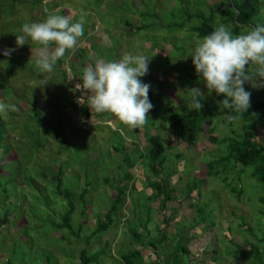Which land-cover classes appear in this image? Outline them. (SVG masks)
<instances>
[{
  "label": "rangeland",
  "instance_id": "1",
  "mask_svg": "<svg viewBox=\"0 0 264 264\" xmlns=\"http://www.w3.org/2000/svg\"><path fill=\"white\" fill-rule=\"evenodd\" d=\"M2 1L6 7L2 6L0 13V38L11 36L13 30L19 33L17 20L23 23L40 21L50 12L67 15L72 22L82 21L84 35L74 49L65 53L60 64H55L51 73H41L32 67L33 79L23 70L12 76L8 71L3 75L4 85L11 87L16 97H8L4 87L0 86V102L15 106L2 113L7 133L0 146V201H3L0 202V219H4L5 211L10 217L9 223L0 227V264H80L83 250L90 256L105 252L95 264H121L122 256L129 250H142L144 264L156 261L163 264L170 250L181 240L187 243L190 237V251L197 256L192 264H254L255 259L251 261L242 254L234 255V252L239 246L244 252H252L253 256L263 251L264 243L258 241L264 240V216L258 199L264 194V184L251 179L249 172L233 171L223 177L208 175L207 163L227 154L226 149L209 143L207 134L202 135L197 144L186 148L185 144L168 137L169 115L163 119L153 111L148 116L154 122L147 120L142 127L145 132L149 129L153 135L158 133L163 140L170 139L169 149L163 157L166 158L165 167L173 174L171 182L179 192L173 203L179 213L167 228L166 246L155 253L138 245L130 232L134 229L143 232L141 223L149 221L148 216L152 215L153 219L150 226L153 241L162 235L156 225L165 227L158 205L149 198L146 176L155 178L147 165L146 168L141 165L145 163L141 155L148 147L143 130L123 124L111 113L91 110L84 92L76 89V85L82 83L80 78L86 66L99 59H120L125 53L132 52L149 57V73L141 79L151 84L154 107L178 111L182 106L187 107L188 89L200 87L206 93L202 102L211 103L215 110L221 109L217 102L225 94L215 91L207 94L204 83L198 80L191 56L184 57L200 40L195 35L173 33V28H168L173 19L170 12L178 0ZM208 3L219 4L221 0H208ZM148 12L159 16L164 30L159 26L157 32L145 30L135 34L125 27L126 21L135 26L148 24L149 17L144 15ZM260 13L264 14V8ZM175 14L178 17L172 22H182L178 13ZM153 21L157 22L156 19ZM199 23V19L188 22L185 29ZM4 45H7L5 41L0 43V62L14 63V58L3 55ZM25 46H19L20 49L14 44L13 52H21L25 59L21 62L27 68L35 66L40 46L30 41L29 47L22 52ZM44 77L49 80L45 84ZM244 86L252 93L251 105L264 102V87ZM39 110H42L40 124L35 126L31 117ZM216 123L213 120L205 128L211 129ZM153 124L156 127L149 128ZM216 125L217 134L222 137L245 132L241 122L232 127ZM259 133L264 136V131ZM115 150L133 155L132 161L137 163L134 170L136 191L129 194L128 204L115 217L114 225L88 244L87 238L95 230L97 221L111 208L115 193L112 185L126 170L123 154ZM59 168L63 170L64 188L76 193V213L72 223L77 236H71L67 229L58 231L51 226L52 221L59 224L68 209L65 199L57 196L52 177ZM45 175L50 176L48 180ZM107 177L112 180L110 184L104 182ZM193 180L201 185V196L196 191L193 198L185 201L183 195L187 184ZM86 185L90 190L85 197L87 204L80 198ZM207 201L211 203L205 213L211 215L214 226L207 223L193 228L199 221L200 204L204 206ZM134 206L140 212H135ZM243 222L252 227L253 234L244 229ZM231 236L236 243H231ZM183 264L190 263L184 260Z\"/></svg>",
  "mask_w": 264,
  "mask_h": 264
},
{
  "label": "trees",
  "instance_id": "2",
  "mask_svg": "<svg viewBox=\"0 0 264 264\" xmlns=\"http://www.w3.org/2000/svg\"><path fill=\"white\" fill-rule=\"evenodd\" d=\"M181 2V4H180ZM179 4L181 5L179 8ZM2 6L4 1L0 2V13L2 10ZM8 6V4H7ZM10 7L12 5H9ZM192 9H191V8ZM179 8V9H178ZM261 8H264V0H221L219 4L211 5L208 3V0H178V4L176 7L172 8L171 17L175 19L178 16H175V13H178L179 17L182 18V22H172L170 20L168 28L172 27L173 33L187 32L188 35H195L198 39H202V37L213 30V26L219 23H224L229 25L234 32L242 33L247 28L251 29L253 26L257 24H264V14H261ZM191 9V10H190ZM169 13V12H167ZM143 15V14H142ZM149 17V22L146 25H132L131 22L126 21L125 27L131 31V33H140L142 31H159V26L165 29L161 22H159V16L153 12H148V14H144ZM143 15V16H144ZM263 16V17H262ZM1 18V16H0ZM152 19V20H151ZM156 19L157 22L153 21ZM196 19H199V25L192 26L189 29L186 28V23L192 22ZM18 21V25L16 26L19 30L24 24L22 21ZM2 28V26H1ZM1 32V29H0ZM20 32V31H19ZM171 32V30H170ZM6 48H13L14 44H16V33L14 30L11 33V36H7V38H0V43H3ZM30 43V41H29ZM2 45V44H1ZM21 47V46H20ZM19 47V48H20ZM26 47H29V44H26L25 47H22V52L25 51ZM21 49V48H20ZM18 51V50H17ZM91 51V49H89ZM14 58V63L9 61L8 63L2 61L0 62V86L4 87L5 94H8L9 97H16V94H12V88L8 87L7 84L4 85L5 81L3 80V75L8 71L10 72V76L13 74L22 71L24 74H28L30 79L33 74H30V69L32 67H36V70L41 72L38 65L35 66L29 65L27 68L26 64H23L21 60L24 59L21 52L15 53L13 52L10 55ZM184 57H189L185 56ZM57 61L56 65L60 64L61 60ZM89 61L93 63L91 57L88 58ZM29 60V59H26ZM25 61V59H24ZM29 62V61H27ZM34 62V61H33ZM192 62V60H191ZM193 64V63H192ZM63 77L65 74L63 73ZM256 80H264V78L257 77ZM246 85H251V83H245ZM14 93V91H13ZM151 89L149 90V98L154 105V98ZM225 95L220 98L217 102L220 105L221 109L215 110L211 103L202 102L203 107L200 111H188L187 107L182 106L178 111H174L171 108H165L160 110L158 107H153L150 111H153L156 115H161L163 119H167L168 116V137L171 136L174 140H178L181 143L185 144L186 148H189L195 144H197L202 135L207 134V139L209 143L213 145H217L218 147H224L226 149L227 154L223 155L218 159H213L209 163H207V173L208 175L214 177H223L226 176L227 173H231L233 171H237L239 174H245L247 172L251 173V179L257 181L258 183L264 184V136L259 133V131H264V102L259 101L250 104V107L247 112L237 113L232 109L228 108L226 104L223 103L225 99ZM65 109V108H64ZM7 113V112H5ZM10 113V112H9ZM8 113V114H9ZM105 114H109L108 112H104ZM42 114V110L34 113L31 119L34 120V125L39 126V116ZM88 116L90 114L87 113ZM114 116V114H111ZM89 118V117H88ZM147 120H151L154 122L151 116L148 117ZM213 120L217 121L219 125H231L234 126L235 123L241 122L243 124V128L245 132L243 134L233 133L232 136L222 137L217 134V123L211 129H206L205 126L210 124ZM6 125L3 122L2 113H0V146L2 147V140L5 138L7 133ZM156 127L155 124L153 126H149V128ZM140 129L143 130V134L145 136L147 142V148L144 155H141L145 159V163L141 164L147 168L151 175L155 178V180L146 176L147 180V188L150 191L149 198H151L158 205L159 212L162 215L163 223L165 227H161L156 225V229L162 232L160 235L161 238L156 239V241L152 240V230L150 226L153 224L152 215L148 216L149 221L145 223H141V227L143 232H139L138 230H131L130 234L132 238L135 239L138 245L143 246L148 250H153L155 253L159 251L162 247L168 244L169 235L166 232L167 228L172 224L173 220H175L176 216L179 213V209L173 203L178 198V189L175 188L171 182V178L173 177L172 172L167 170L166 166V158L163 157L167 149H169L168 145L170 139L163 138L158 134H151L148 129L146 132L144 130V126H140ZM32 133V131H30ZM34 133V132H33ZM117 153H121L118 150H115ZM127 151V149H126ZM123 151L121 154L124 156L125 163V172L122 173L119 177L118 182L115 185H112V191H114V198L111 205V208L104 215L103 219H99L96 223V228L92 232V234L87 238V243L89 244L94 238L100 236L101 234L107 232L115 223V217L121 213V211L125 208L129 201V194L135 193V168L137 163H133V155L131 153H125ZM63 170L59 168L56 174H53V180L56 183V194L58 197H63L66 201L67 210L65 215L62 217L59 224L56 222H51V226L54 227L58 231L69 230L71 236H77L75 233V229L73 227L72 218L76 213L74 200L76 199V193L70 192L68 189L64 188V182L62 179ZM48 180L49 175H45ZM111 178H105V183L110 184ZM226 182V180H223ZM89 185V184H88ZM234 191L235 188L232 184L228 185ZM196 180L189 182L187 184V191L185 195H183V200H188L194 197V193L198 191L201 196L202 190L200 189ZM200 189V190H199ZM90 192L89 187L86 185L82 194L81 200L87 204L85 197ZM184 193V192H183ZM182 193V194H183ZM240 193L238 197H240ZM3 202V201H0ZM259 205L261 204V214L264 216V194L258 199ZM210 201H207L204 206L200 204V214L199 221L193 226L196 228L200 225H204L209 223L210 227H213L214 224H211L213 221L210 219L211 215L205 213L206 209H208L207 205L210 204ZM135 212L140 210L134 206ZM6 210V207H5ZM4 210V211H5ZM151 211V210H150ZM203 211V213H201ZM6 214L8 212L5 211ZM4 216V219H0V227L1 225L9 223L10 214L8 216ZM140 216V215H139ZM139 222H142L139 218ZM244 229L248 230V233L253 234L252 227L249 226L247 222H243L242 224ZM48 227V225H47ZM158 227V228H157ZM150 228V229H149ZM155 228V227H154ZM79 228V232H80ZM155 229V231H157ZM192 230V229H191ZM144 234V235H143ZM190 236V233H189ZM63 238V237H62ZM192 238H188L187 243H183V240L178 243V245L173 247L170 250V253L165 258L163 264H183L184 260L192 264L193 260L197 259L195 253L190 251V244ZM231 243H236L233 240V237H230ZM259 244H263L264 240H259ZM256 247V246H255ZM262 252L256 253L253 256L252 252H244L240 246L233 254L240 255L242 254L246 259L252 261L255 259L256 262L254 264H264V244L262 247ZM104 251L95 253L90 256L86 250H83L80 254V264H95L100 261V258L104 254ZM195 255V256H193ZM199 255V254H198ZM11 260V259H10ZM121 264H144V256L142 250H129L126 254L122 256ZM151 264H160L158 261L153 262Z\"/></svg>",
  "mask_w": 264,
  "mask_h": 264
},
{
  "label": "clouds",
  "instance_id": "3",
  "mask_svg": "<svg viewBox=\"0 0 264 264\" xmlns=\"http://www.w3.org/2000/svg\"><path fill=\"white\" fill-rule=\"evenodd\" d=\"M84 35L82 21L72 22L67 15L50 12L40 21L25 22L16 34L17 46L35 42L36 65L41 73H51L58 60L69 49H74ZM13 48L3 50L10 56ZM187 56L192 63L199 81L207 94L215 91L225 94L223 103L234 112H247L252 93L245 88L251 83L255 88L264 87V24H257L250 30L236 33L224 23L213 26V30L196 43ZM149 73V57L142 54L125 53L120 59H99L83 69L81 81L76 89L84 92L88 106L97 113L114 114L120 122L136 129L147 122L148 113L154 107L150 98L151 84L141 77ZM43 84L49 80L44 77ZM206 93L200 87H192L186 93L189 111H200ZM15 106L0 102V113Z\"/></svg>",
  "mask_w": 264,
  "mask_h": 264
}]
</instances>
